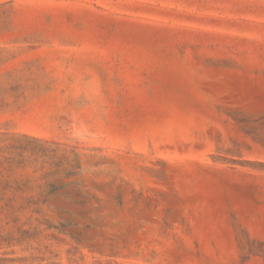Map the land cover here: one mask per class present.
I'll list each match as a JSON object with an SVG mask.
<instances>
[{"label": "rangeland", "instance_id": "374dc122", "mask_svg": "<svg viewBox=\"0 0 264 264\" xmlns=\"http://www.w3.org/2000/svg\"><path fill=\"white\" fill-rule=\"evenodd\" d=\"M0 264H264V0H0Z\"/></svg>", "mask_w": 264, "mask_h": 264}]
</instances>
